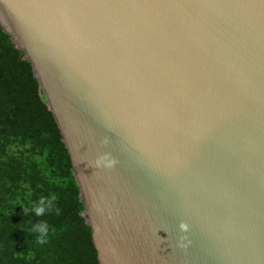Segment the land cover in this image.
I'll return each mask as SVG.
<instances>
[{
  "label": "water",
  "instance_id": "water-1",
  "mask_svg": "<svg viewBox=\"0 0 264 264\" xmlns=\"http://www.w3.org/2000/svg\"><path fill=\"white\" fill-rule=\"evenodd\" d=\"M0 26L98 264H264V0H0Z\"/></svg>",
  "mask_w": 264,
  "mask_h": 264
},
{
  "label": "trees",
  "instance_id": "trees-1",
  "mask_svg": "<svg viewBox=\"0 0 264 264\" xmlns=\"http://www.w3.org/2000/svg\"><path fill=\"white\" fill-rule=\"evenodd\" d=\"M56 196L59 215L31 211ZM70 157L30 63L0 26V264H98ZM50 228L39 245L28 229Z\"/></svg>",
  "mask_w": 264,
  "mask_h": 264
},
{
  "label": "clouds",
  "instance_id": "clouds-1",
  "mask_svg": "<svg viewBox=\"0 0 264 264\" xmlns=\"http://www.w3.org/2000/svg\"><path fill=\"white\" fill-rule=\"evenodd\" d=\"M107 142V141H105ZM115 164V160L110 157V154L104 153L98 156L95 160V166L99 167L104 165L105 167H112ZM56 196L51 195L50 197L40 198L35 204L31 206L30 209L22 208L25 215L31 211L36 217H41L45 215L47 212H53L59 215V209L55 206ZM187 224L181 223L180 228L183 230L187 229ZM30 234H34L35 242L39 245H44L48 242V237L50 233L49 225L46 221H37L31 225L28 229Z\"/></svg>",
  "mask_w": 264,
  "mask_h": 264
}]
</instances>
